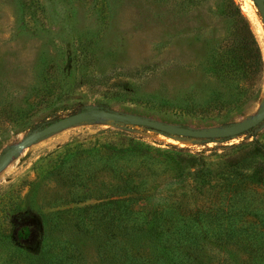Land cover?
Listing matches in <instances>:
<instances>
[{
  "label": "rangeland",
  "instance_id": "rangeland-1",
  "mask_svg": "<svg viewBox=\"0 0 264 264\" xmlns=\"http://www.w3.org/2000/svg\"><path fill=\"white\" fill-rule=\"evenodd\" d=\"M239 27L264 58L252 0H0V162L49 123L81 110L91 116L18 149L0 169V264H167V256L264 264V189L253 176L264 162V120L238 136L178 147L99 109L204 129L255 116L264 81L258 102L225 118L191 114L184 103L193 90L224 91L227 81L208 70L211 50ZM106 128L179 157L155 165L148 192L119 196L120 174L89 169L94 155L68 150ZM138 162L116 164L146 175ZM110 197H131L128 214Z\"/></svg>",
  "mask_w": 264,
  "mask_h": 264
},
{
  "label": "trees",
  "instance_id": "trees-1",
  "mask_svg": "<svg viewBox=\"0 0 264 264\" xmlns=\"http://www.w3.org/2000/svg\"><path fill=\"white\" fill-rule=\"evenodd\" d=\"M186 1L192 2L193 0ZM211 51L208 70L214 76L227 81L224 85L225 89L224 91H208L202 95H197L195 90L187 93L184 99L186 110L202 117L216 115L225 118L233 108L246 105L248 102H258L264 81V58L250 33L239 27L229 34L228 39L218 50L212 49ZM82 53L85 52L82 50ZM241 82L245 84L242 89L238 85ZM99 109L103 110L104 106H99ZM227 122L223 120L218 125L224 126ZM68 150L88 152L90 157L94 155L95 159L92 164L88 165L89 169H96L97 164H100L103 170L120 174L119 184L115 187V190L119 191V196L131 192L136 194L148 192L149 181L152 177L151 170L155 165L161 160L179 157L168 150L154 147L125 130L112 128L100 129L91 136L79 140ZM123 159L131 161L138 159L139 167L147 169L146 175L129 172L122 165L116 164L117 161ZM189 159L195 158L191 156ZM201 169H198L196 173L202 175L204 172ZM253 176L256 183L264 189V162L256 166ZM131 199V197L117 199L110 197L107 202L115 206L122 205L125 209L124 215H127L128 213L125 212L128 206L126 205ZM24 231L26 229L21 227L17 230V234L23 235ZM165 261L167 264H178L177 257L167 256Z\"/></svg>",
  "mask_w": 264,
  "mask_h": 264
},
{
  "label": "water",
  "instance_id": "water-1",
  "mask_svg": "<svg viewBox=\"0 0 264 264\" xmlns=\"http://www.w3.org/2000/svg\"><path fill=\"white\" fill-rule=\"evenodd\" d=\"M252 1L255 4L257 10L259 11L263 19V25H264V0H252ZM100 115L107 120L110 119L123 124H131L134 126L143 127L164 134L176 135L182 138L195 139V140H214V139L216 140V139H224L233 136H238L255 128L264 120V108H262L261 111L257 113L255 116L245 121H242L235 125H231L223 128H217V129L188 128L181 126H173L170 124L162 123L145 117L127 115V114L108 111V110H101ZM90 118L91 116L88 111L81 110L74 114L58 119L54 122H51L42 129L29 134L16 149H9L6 151L0 162V169L7 165L9 160L14 156V154L18 149L25 148L28 145L37 142L41 138L51 135L57 131L64 130L66 128L88 121Z\"/></svg>",
  "mask_w": 264,
  "mask_h": 264
},
{
  "label": "bare ground",
  "instance_id": "bare-ground-1",
  "mask_svg": "<svg viewBox=\"0 0 264 264\" xmlns=\"http://www.w3.org/2000/svg\"><path fill=\"white\" fill-rule=\"evenodd\" d=\"M108 120H109V122H111L113 124L115 123L113 120H110V119H108ZM151 131L154 132V130H151ZM151 131H148L147 134L152 136L153 132H151ZM158 138H160L162 141H164L167 144H170L173 146H178V147H189L190 145L193 144V142L196 141L194 139H184V138L178 137L176 135H171V134H164V135L161 134V135H159Z\"/></svg>",
  "mask_w": 264,
  "mask_h": 264
}]
</instances>
